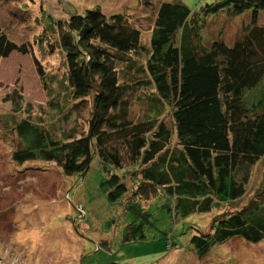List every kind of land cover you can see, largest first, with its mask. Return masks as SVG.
Masks as SVG:
<instances>
[{"label": "trees", "instance_id": "obj_1", "mask_svg": "<svg viewBox=\"0 0 264 264\" xmlns=\"http://www.w3.org/2000/svg\"><path fill=\"white\" fill-rule=\"evenodd\" d=\"M210 1L195 13L181 0H138L152 11L147 47L129 16L99 8L55 20L39 2L40 33L20 44L0 26V57L28 54L46 99L32 109L21 85L8 96L0 135L11 161L80 176L96 164L100 195L132 214L139 239L157 214L208 216L188 239L198 260L231 240H264V171L247 189L264 164V0ZM222 13L249 15L232 45L202 35L205 17Z\"/></svg>", "mask_w": 264, "mask_h": 264}, {"label": "rangeland", "instance_id": "obj_2", "mask_svg": "<svg viewBox=\"0 0 264 264\" xmlns=\"http://www.w3.org/2000/svg\"><path fill=\"white\" fill-rule=\"evenodd\" d=\"M39 2L55 20L67 18L74 10L92 8H99L107 16L125 14L140 26L142 46L149 44L152 11L138 0H0V26L10 40L20 44L40 33L35 21ZM181 2L202 13L211 1ZM205 18V40L220 35L228 45L241 38L243 24L249 23L248 14L229 17L222 13ZM34 55L41 60L36 48ZM45 65L48 70L61 68L62 62L47 58ZM20 85L26 105L34 110L40 105L45 108V93L31 57L16 52L0 57V119L11 111L13 104L7 98ZM3 136L0 264H264V240L258 244L231 240L198 260L188 248V239L194 231L208 229L206 215L174 221L168 217L169 212L157 214L154 222L144 225V237L139 239L140 233L129 226L132 214L120 202L109 203L100 195L98 183L103 172L96 164L81 176L66 175L54 165L51 170L17 166L10 159L11 142ZM263 165L262 161L255 164L248 190L258 189ZM168 232V236L163 234Z\"/></svg>", "mask_w": 264, "mask_h": 264}]
</instances>
